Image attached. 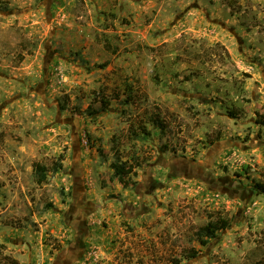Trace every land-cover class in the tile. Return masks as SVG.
Segmentation results:
<instances>
[{
  "label": "rangeland",
  "instance_id": "1",
  "mask_svg": "<svg viewBox=\"0 0 264 264\" xmlns=\"http://www.w3.org/2000/svg\"><path fill=\"white\" fill-rule=\"evenodd\" d=\"M256 184L264 0H0V264H264Z\"/></svg>",
  "mask_w": 264,
  "mask_h": 264
},
{
  "label": "trees",
  "instance_id": "2",
  "mask_svg": "<svg viewBox=\"0 0 264 264\" xmlns=\"http://www.w3.org/2000/svg\"><path fill=\"white\" fill-rule=\"evenodd\" d=\"M105 102L102 101L101 103V110L104 109ZM90 113H98V111L94 112V110L90 111ZM231 115L234 116L232 113ZM235 117V116H234ZM158 126L160 128H163L162 124L158 122ZM61 159H64V157H61ZM56 169L59 168V166H55ZM138 166L134 164H129V162H115L112 164V168L114 169V177L117 178L120 182V184L125 188H129L131 185V177L136 175L135 169L138 168ZM38 182L43 183L47 180V169L42 168L40 170L36 171ZM256 189L262 191L264 193V185L262 184H256ZM231 224L229 220L227 219H219L214 222H210L204 229H202L200 232L197 233V236L200 238V242L202 245H207L209 241L216 237L217 233L223 230H226L227 228H230Z\"/></svg>",
  "mask_w": 264,
  "mask_h": 264
},
{
  "label": "built area",
  "instance_id": "3",
  "mask_svg": "<svg viewBox=\"0 0 264 264\" xmlns=\"http://www.w3.org/2000/svg\"><path fill=\"white\" fill-rule=\"evenodd\" d=\"M85 264H96V263L89 261L87 263L85 262Z\"/></svg>",
  "mask_w": 264,
  "mask_h": 264
}]
</instances>
